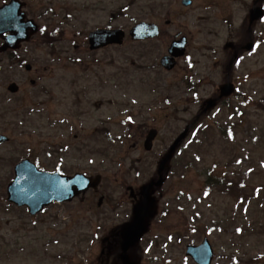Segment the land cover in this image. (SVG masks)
Here are the masks:
<instances>
[{
	"label": "rangeland",
	"instance_id": "374dc122",
	"mask_svg": "<svg viewBox=\"0 0 264 264\" xmlns=\"http://www.w3.org/2000/svg\"><path fill=\"white\" fill-rule=\"evenodd\" d=\"M20 1L39 29L17 51L31 70L23 63L9 67L8 56L0 57V134L7 137L0 145V264H121L111 253L131 219L135 201L128 188L138 196L169 145L221 85L214 62L231 54L228 43L248 41L254 0H191L188 7L181 0ZM259 3L264 10V0ZM139 21L157 24L160 36L134 44L126 34L121 46L88 49L90 31L127 33ZM175 35L186 37V53L166 72L159 59ZM252 40L235 63L233 94L203 109L166 164L161 186L152 191L147 229L129 253L134 264H195L185 246L204 237L214 251L211 264H264V15L251 27ZM205 53V92L189 99L180 79L188 61ZM11 82L20 87L17 94L6 90ZM151 128L157 136L146 151ZM24 158L49 172L100 175L101 183L96 192L30 217L6 202L14 165ZM208 171L241 182L242 192L207 187ZM21 216L33 225L22 222L27 229L16 232Z\"/></svg>",
	"mask_w": 264,
	"mask_h": 264
},
{
	"label": "water",
	"instance_id": "95a60500",
	"mask_svg": "<svg viewBox=\"0 0 264 264\" xmlns=\"http://www.w3.org/2000/svg\"><path fill=\"white\" fill-rule=\"evenodd\" d=\"M183 5H189V0H183ZM20 3L17 0H11L8 4L0 8V20L5 16H14L23 25L22 34L13 28H8L6 31L3 25L0 24V35L5 32H10V35L5 37V44L0 48L4 51L7 47L18 48L20 42L27 41L32 34H34L38 27L32 20L24 22V15L19 11ZM262 16L260 7H253L249 12L250 23L257 20ZM129 34L133 40H143L154 38L158 35V28L156 25L146 22H140L133 26ZM124 32L122 29H96L88 34L89 49H99L108 45H121L123 42ZM186 44L185 38L173 41L168 49L169 55L162 57L161 66L170 70L173 68L175 61L174 57L181 56L184 53ZM248 44L246 48H250ZM27 69L30 67L27 66ZM10 92L17 91V86L12 83L8 86ZM231 86L225 85L221 88V95H228L231 92ZM214 101L208 102V107L213 105ZM187 129H185L174 143L169 147L168 153L163 157L159 166L158 174L160 175L166 162L174 151L178 142L185 136ZM156 134L155 130H151L144 141V148L151 149V141ZM7 141V137L0 135V144ZM14 176L6 186L7 201L18 206L27 207L29 214L34 215L40 212L45 206L52 202H66L71 201L75 196L81 192L86 191L88 188H96L100 182V177L96 176L90 178L81 173H76L73 176L61 175L57 172L49 173L38 169L28 159H23L18 162L13 169ZM23 173V178H22ZM75 177V184L67 183L68 178ZM81 177L86 179L80 182ZM57 181H63L58 183ZM162 182L161 176L155 182H150L143 186L141 195L142 201L134 206L133 219L130 223L125 224L120 230V260L122 264H133L128 255V249L135 244L137 239L145 230L146 218L153 210L154 199L151 197L150 192L153 186H159ZM102 198L99 199V203ZM186 255L192 257L197 264H210L213 257L211 246L205 238L200 245H188L186 247Z\"/></svg>",
	"mask_w": 264,
	"mask_h": 264
},
{
	"label": "flooded vegetation",
	"instance_id": "af4514ba",
	"mask_svg": "<svg viewBox=\"0 0 264 264\" xmlns=\"http://www.w3.org/2000/svg\"><path fill=\"white\" fill-rule=\"evenodd\" d=\"M9 1L10 0H0V7L5 5ZM8 35H10V32H5V33L0 35V47L2 46V44H4V39ZM228 44H229L228 49L231 50L232 53L231 54L230 53L225 54V57L222 58L221 61H218V58H219L218 57L216 59V61L214 62L215 66H217V63H218V65L220 63V66H221V72H222L221 80H220L221 85L227 81H229L233 85V82H232L233 70H234L235 63L238 60V54L235 55V53L232 50V49H234V47H235L234 51L236 49H238V47H236L237 45L234 43H228ZM23 45L24 44H22V46ZM3 55L8 56L9 60H7V61H9V67L14 66L15 64H22V63L24 64V66L26 65V62L24 60L19 59V57H17L18 56L17 50H7L3 53H0V57ZM215 55L219 56L220 51H216L214 56ZM221 56H222V54H221ZM206 58H207V53L201 54L200 58H198L197 60L193 61L192 59H190L187 63L188 64V68H186L187 73L184 74V76L181 77V79H180V83H181L183 89L188 94H190L189 99H192V97L197 98L198 93L200 91L205 92V89H206L205 85L207 84V81H208L207 73L204 72V70L207 68L205 65L206 64ZM176 65H177V62H176ZM221 85L216 87L215 90L212 92L211 99L217 98V96L220 92ZM203 100L204 99L202 97L199 98V102H201ZM205 105H206V103H205ZM205 105H204V107H205ZM204 107H200L199 112H202ZM199 114L200 113L197 114V118H198ZM134 196L136 199L137 196L136 195H134Z\"/></svg>",
	"mask_w": 264,
	"mask_h": 264
},
{
	"label": "trees",
	"instance_id": "16d2710c",
	"mask_svg": "<svg viewBox=\"0 0 264 264\" xmlns=\"http://www.w3.org/2000/svg\"><path fill=\"white\" fill-rule=\"evenodd\" d=\"M153 2H155V0H152ZM207 184L208 186H212L213 188L214 187H217L219 190L225 192L226 194H229V195H233L236 194L237 192H242V187H241V182H238V183H235V181L231 180V179H219V177H215L211 174H209L208 176V181H207ZM1 203L3 202V199H0ZM0 203V204H1ZM7 209L10 208V205H7L5 206ZM15 208V207H14ZM11 209V208H10ZM16 210L15 211H21V208L17 209L15 208ZM23 217L21 219V222L18 223V221H15L14 224H17L15 225V228L14 231L16 232H23V229L26 230V225L25 228L21 227L20 224L22 222H25V223H28L29 225H33V223H29L25 218L24 216H21ZM34 225H36V223H34ZM33 229V228H32ZM31 229V230H32ZM115 251H113V256H115L116 253H118L119 249L117 248V245L115 246ZM117 249V251H116Z\"/></svg>",
	"mask_w": 264,
	"mask_h": 264
},
{
	"label": "snow or ice",
	"instance_id": "6c2138e0",
	"mask_svg": "<svg viewBox=\"0 0 264 264\" xmlns=\"http://www.w3.org/2000/svg\"><path fill=\"white\" fill-rule=\"evenodd\" d=\"M0 24L3 25V28H4L5 31L8 28H13V29L17 30L18 32H20L21 34L23 32V25L18 20H16L14 16H11V17L5 16V17H3V19L0 20ZM41 31H43V29ZM258 46L259 45L257 44L255 47H258ZM253 50H255V48ZM249 54L251 55V53H249ZM239 62L240 61H237V63H239ZM237 91H239V89H237ZM228 138L229 139H234V136H233V133H232L231 130L228 131ZM196 160H200V157L197 156L196 157ZM236 163L239 164V163H241V161L237 160ZM61 175H62V173H61ZM22 178H23V173H22ZM76 179L77 178H75V177H70V178H68L67 183H69V184H75ZM79 179H80V182H83L86 178L85 177H81ZM57 182L60 183V182H63V181H57ZM207 194L208 193H205V195H207ZM236 231L237 232H240L241 229L238 228V229H236ZM169 239H171V237H169Z\"/></svg>",
	"mask_w": 264,
	"mask_h": 264
}]
</instances>
